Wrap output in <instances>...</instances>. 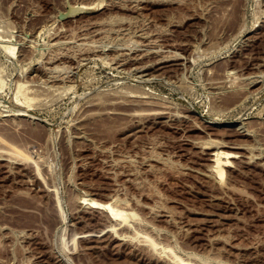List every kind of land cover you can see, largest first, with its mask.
<instances>
[{
	"label": "rangeland",
	"instance_id": "374dc122",
	"mask_svg": "<svg viewBox=\"0 0 264 264\" xmlns=\"http://www.w3.org/2000/svg\"><path fill=\"white\" fill-rule=\"evenodd\" d=\"M0 86V264H264V0H0Z\"/></svg>",
	"mask_w": 264,
	"mask_h": 264
},
{
	"label": "bare ground",
	"instance_id": "6f19581e",
	"mask_svg": "<svg viewBox=\"0 0 264 264\" xmlns=\"http://www.w3.org/2000/svg\"><path fill=\"white\" fill-rule=\"evenodd\" d=\"M82 7H85V5L84 6H82ZM1 41H3V42H8L7 40H4V39H2ZM3 45H5L4 43H3ZM5 49H9L13 54H14V50H15V47L14 46H12V45H10L9 46V44L8 45H5ZM90 52V51H89ZM88 57V56H87ZM128 57V56H127ZM123 58V57H122ZM168 58V57H167ZM170 58V57H169ZM124 60V59H123ZM128 60V59H127ZM134 60H136V58L134 59ZM163 60V59H162ZM166 60V59H165ZM126 61V60H125ZM158 62V61H157ZM119 64V63H118ZM139 67V66H138ZM159 67H161V65L159 66ZM170 67V66H169ZM143 68V67H142ZM158 68V67H157ZM163 68V67H162ZM20 85V84H19ZM20 86H22V84L20 85ZM24 86V85H23ZM2 86H0V88H1ZM19 89H20V87H19ZM26 97H27V95H26ZM31 99V98H30ZM28 100V99H27ZM23 111H26V110H23ZM1 115V114H0ZM19 115H24V116H29V117H31L32 118V116L28 113V112H25V113H20ZM184 117V116H183ZM229 124V123H228ZM227 124V125H228ZM216 141V140H215ZM221 141V140H220ZM210 144V143H209ZM212 146V145H211ZM208 147H210V146H208ZM213 147V146H212ZM221 150V149H220ZM219 149L218 150H216V152L215 153H213L214 155H215V164H214V170H215V172H216V174H217V176H218V178L220 177H223L224 176V174L226 173V170H225V167H230L231 166V159L232 158H236L237 156L236 155H238L235 151H220ZM41 176V175H40ZM42 179H44V178H42ZM43 181V180H42ZM57 197V196H56ZM58 198V197H57ZM58 202H59V200H58ZM104 203V202H103ZM89 205V204H88ZM91 207H93V208H99V207H103L104 209H106V210H108V209H111V214L110 215H112V219L113 220H120L121 219V217L124 215H122L121 213H119V212H114L113 210H114V208H113V204H111L110 202H108V203H105V204H102L101 206H99V205H97V204H95V203H93V204H91L90 205ZM114 207H115V205H114ZM116 208V207H115ZM102 209V208H101ZM103 209V210H104ZM119 209V208H118ZM123 212V211H122ZM126 216V215H125ZM127 217V216H126ZM124 219V218H123ZM111 226H109V228L107 227V228H105V229H103L101 232H100V234L102 235V234H105V233H107V232H113V229H112V227L110 228ZM115 230V229H114ZM113 234V233H112ZM114 237L116 238V239H118V240H124V239H126L127 237H128V235H126V234H121V233H117V232H115V234H114ZM147 242H150V241H147ZM153 242H151V244H152ZM151 244L149 243V245L151 246ZM157 246V245H155V243H153L152 244V246ZM153 246V247H154ZM164 247V246H163ZM168 248V247H167ZM167 248H163L164 249V251H169L170 249H167ZM167 249V250H166ZM178 261H180L181 262V264H187L186 263V261L184 260V259H182V258H180L179 257V260ZM192 263V262H191ZM190 263V264H191Z\"/></svg>",
	"mask_w": 264,
	"mask_h": 264
}]
</instances>
